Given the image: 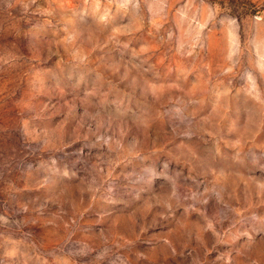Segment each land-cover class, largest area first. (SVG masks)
<instances>
[{"label": "rangeland", "instance_id": "374dc122", "mask_svg": "<svg viewBox=\"0 0 264 264\" xmlns=\"http://www.w3.org/2000/svg\"><path fill=\"white\" fill-rule=\"evenodd\" d=\"M0 264H264V0H0Z\"/></svg>", "mask_w": 264, "mask_h": 264}]
</instances>
